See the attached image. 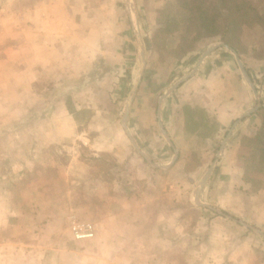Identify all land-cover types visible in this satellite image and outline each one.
Wrapping results in <instances>:
<instances>
[{
    "label": "crops",
    "instance_id": "0c3cea01",
    "mask_svg": "<svg viewBox=\"0 0 264 264\" xmlns=\"http://www.w3.org/2000/svg\"><path fill=\"white\" fill-rule=\"evenodd\" d=\"M23 1L24 9L14 12L24 18L21 25L15 20L0 25V33L7 32L10 38L0 41V87H7L6 80L24 82L23 94L17 95L23 97L20 105L25 110H17L23 121L19 116L12 123L22 124L30 141V132H36V142L42 146L64 147L82 141L107 152L116 163L124 160L129 165L122 178L116 177L112 184L106 180L103 189L100 185L85 188L76 178L72 182L93 193L104 192L110 264H264V236L240 223L264 232V164L259 167L253 160L262 145L258 112L264 105V27H243L247 34L240 39L246 53L219 37L200 39L186 56V74L176 77L177 65L164 67L158 62L161 55L151 42L158 25L147 7L151 59L139 26L138 33L134 29L135 13L128 0ZM132 1L141 24L142 8L166 0ZM253 32L259 34L251 35ZM139 41L145 51V71L128 119H133L135 129L139 125L143 146L157 151V145L163 148L165 144L172 152L166 162L159 163L147 149L140 148L164 167L149 164L137 151L132 154L131 138L123 119H118L120 111L111 106L113 97H125L138 80ZM220 43L239 55L259 92L262 105L258 110L246 114L257 106V97L233 50ZM152 62L155 66L149 70ZM33 101L40 103L39 119L24 120L32 113ZM186 108L202 115L196 127H189ZM83 117L87 119L81 120ZM126 125L132 134V123ZM11 159L7 155L4 161ZM68 159L71 164L81 163L74 154ZM213 162L198 203L197 190ZM72 175H76L75 169Z\"/></svg>",
    "mask_w": 264,
    "mask_h": 264
},
{
    "label": "rangeland",
    "instance_id": "374dc122",
    "mask_svg": "<svg viewBox=\"0 0 264 264\" xmlns=\"http://www.w3.org/2000/svg\"><path fill=\"white\" fill-rule=\"evenodd\" d=\"M168 2L167 0L150 2L148 6L142 8L141 24L138 26L142 40L147 43L145 51L150 59L153 53L148 45L151 32L148 14L156 18V21L159 16L164 20L161 10ZM204 2L210 16L217 19L226 17L227 21L236 22L240 29L233 43L241 50L245 47L241 44L240 37L247 34L243 27L245 30L259 24L264 27V13L262 14L264 0H204ZM146 7L149 10L148 14ZM23 9V0H0L1 27L9 25V22L14 20L18 22L17 25H21L19 23H22L24 18L16 17L14 14ZM9 13L10 17H8ZM7 34V32L0 33V41L10 39ZM258 34L251 33V35ZM183 35L184 32L176 31L169 39L171 55L163 49L157 50L160 55L162 54L158 57L160 58L158 62H162L164 67L172 63L177 65L176 77L186 74L183 66L186 56L190 48L197 43L192 41L193 37L190 35L183 40ZM246 52L248 49H245ZM154 56L157 58L156 55ZM154 66V62L149 64V70ZM4 83L7 87H0V264H110L111 258L108 254L110 245L108 247L105 245L102 208L104 192L101 190V194L98 191L93 193L79 188L77 183L73 185L72 182L76 178V180L80 179V184L85 188L87 185L93 187L100 185L103 189L106 180L112 184L116 177L122 176L123 170L128 169L129 165L123 163L124 160L116 163L106 156L107 152L96 150L82 141L64 147L48 142V145L42 146L36 142L39 139L36 132H30L32 138L30 141L29 134L23 131V125L15 126L12 123L13 118L19 119L20 114L17 110L20 108L25 110L20 105L23 97L17 98V95H22L24 92V82L21 79L18 82L13 79ZM131 91L132 87L125 97L115 96L111 99V106L120 111L118 112L120 121L124 117ZM32 104H34L32 113L29 116L28 113L24 120L39 119L40 103L33 101ZM23 110L20 111L22 116ZM20 119L23 121V117L20 116ZM80 119L85 121L87 118ZM131 120L133 119L127 117V123H132L134 128V122ZM13 125L15 127H12ZM136 127L132 134L137 143L139 142L140 148L147 149L154 161L166 162L172 152L165 147V144L163 148L160 144L157 145V151L155 149L153 151L149 146H143L140 136L144 134L139 131V125ZM9 136L13 139L8 141ZM129 143L132 154L137 153L133 143ZM72 154L79 156L81 163L71 164L68 157L70 158ZM7 155L12 159L4 161ZM23 157L26 159L21 160L20 158ZM73 169L76 170L75 176L72 175ZM87 224L92 226L90 231H93L94 235L78 238L74 225L81 226V230L87 232Z\"/></svg>",
    "mask_w": 264,
    "mask_h": 264
},
{
    "label": "trees",
    "instance_id": "16d2710c",
    "mask_svg": "<svg viewBox=\"0 0 264 264\" xmlns=\"http://www.w3.org/2000/svg\"><path fill=\"white\" fill-rule=\"evenodd\" d=\"M161 13L164 14L162 16L164 20L160 19V16L158 17V26L153 32L151 42L155 48L158 50L163 49L170 55L172 52L168 42L176 31L184 32L183 40L188 37L187 35L193 37V42L204 37H219L221 41L232 46L234 37H238L240 28L236 22H229L226 17L217 19L210 16L204 0H169ZM186 113L189 127H196L201 121L202 115L192 108H186ZM258 114L262 123L258 134L262 145L259 147L258 152H254L255 159L253 158V160L257 163V166L261 167L264 164V105L260 108ZM205 131H208L207 127H205Z\"/></svg>",
    "mask_w": 264,
    "mask_h": 264
},
{
    "label": "water",
    "instance_id": "95a60500",
    "mask_svg": "<svg viewBox=\"0 0 264 264\" xmlns=\"http://www.w3.org/2000/svg\"><path fill=\"white\" fill-rule=\"evenodd\" d=\"M128 3H129V6H131L132 10H133L134 13H135V14H134L135 18H134V23H133V25H134V29H135V31L138 33V29H137V28H138V27H137V26H138V21H137L136 9H135V6H134V3H133L132 0H128ZM219 45H220V46H226V47H228L229 49L233 50V49L230 48L227 44L220 43ZM219 45H218V46H219ZM139 47H140V61H141L140 74H139L138 80H137V82H136L134 88L132 89V91H131V93H130V96H129V99H128V102H127V106H126V109H125L124 117H123V124H124V128H125L127 134H128L129 137L131 138V141H132V143H133L135 149L137 150V152H139L140 154H142V155L144 156V158L147 160V162H148L149 164H151V165H153V166H156V167H164V166L161 165V164H157V163L153 162V161L148 157V155L140 149V147L138 146V144H137L135 138L133 137V135L131 134L129 128H128L127 125H126V124H127V117H128V114H129V112H130L131 106H132L133 101H134V99H135L136 93H137V91H138V89H139V85H140V83H141V80H142V78H143V74H144V71H145V51H144V48H143V44H142L140 41H139ZM212 49H214V48L212 47ZM212 49H210V50H208L206 53H204L202 57L205 58V57L211 52ZM233 52L235 53V56H236V58H237V60H238V62H239V65H240V67H241V70H242V72H243L245 78L248 80L249 84H250L251 87L253 88V90H254V92H255V95H256V97H257V102H258V103H257V106L254 107V108H251V109L246 113V114H249V113H252L253 111L258 110V109L260 108V106L262 105V103H261V99H260V97H259V92L257 91V89H256V87H255L253 81L251 80L250 75H249L248 71L246 70L244 64L242 63V61H241L239 55L237 54L236 51L233 50ZM201 62H202V60L200 61L199 64H201ZM199 64H198V66H196L194 72L197 71V69H198V67H199ZM194 72H191L189 75L183 77L179 82H177L174 86H172V87H171V88H170V89L164 94V96L161 98L160 101H162L166 96H168L173 90H175V89L179 86V84H180L182 81H184L185 79H187V78H188L189 76H191ZM238 122H239V121H237L234 125H236ZM161 127H162V124H161ZM162 128H163V127H162ZM232 129H233V128H232ZM232 129L229 131V133L227 134V136H226L225 139L223 140V142H222V146H221V150H223L224 145H225V143H226V141H227V139H228V137H229V135H230ZM162 130H163V134L165 135V137L169 140V136H168L166 130H165L164 128H163ZM221 150H220V152H219V155L221 154ZM176 155H177V154H176ZM175 159H176V156L174 157L172 163L175 161ZM214 165H215V162H213V163L211 164V166L209 167L207 174H206V175L204 176V178L202 179V182L200 183V186H199V188H198V190H197L196 201H197L198 203H201V201H200V199H199L200 193H201L202 189L204 188V186L206 185L207 181L209 180V178H210V176H211V174H212V172H213ZM206 205L209 206L208 204H206ZM213 209H214L215 211L219 212V213H222L221 211H219V210L216 209V208H213ZM222 214H224V213H222ZM224 215L230 217V216L227 215V214H224ZM240 223L243 224L244 226H246V227H248V228H251L252 230L258 232V233L261 234L262 236H264V232L261 231L260 229L254 227V226H252V225H250V224H247V223H245V222H242V221H240Z\"/></svg>",
    "mask_w": 264,
    "mask_h": 264
},
{
    "label": "built area",
    "instance_id": "2783aa9c",
    "mask_svg": "<svg viewBox=\"0 0 264 264\" xmlns=\"http://www.w3.org/2000/svg\"><path fill=\"white\" fill-rule=\"evenodd\" d=\"M86 226H87L86 227L87 232H84L81 230L82 229L81 226L77 227L76 225H74L75 233L78 238L89 237V236L92 237L94 235L93 231H90L92 226L90 224H87Z\"/></svg>",
    "mask_w": 264,
    "mask_h": 264
}]
</instances>
